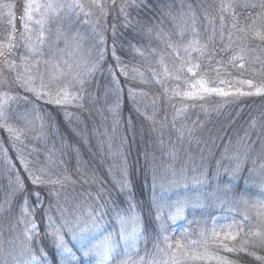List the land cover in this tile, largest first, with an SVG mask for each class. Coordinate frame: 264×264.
Instances as JSON below:
<instances>
[{"label":"trees","instance_id":"16d2710c","mask_svg":"<svg viewBox=\"0 0 264 264\" xmlns=\"http://www.w3.org/2000/svg\"><path fill=\"white\" fill-rule=\"evenodd\" d=\"M24 1L0 0V66L6 77L0 98L9 97L4 114L10 115V121L26 140L25 144L20 143V136L11 137L8 125L0 119V217L5 218L22 203L35 208L38 231L30 243L32 253L48 264H62L60 250L55 248L56 237L44 223L51 196L46 184H33L27 175L22 163L30 153L25 146L31 141L40 144V131L50 139L58 133L63 145L57 146L60 150L56 155L62 171L72 168V178L76 179L88 171L89 164L94 177L99 174L100 180L109 182L106 173L113 170L103 163L106 152L100 154L90 144L94 136L97 139L100 122L109 123L115 118L121 132L118 155L126 162L128 190L120 191L111 183L115 196L111 195L113 191L109 193L110 201L118 203L119 214L105 206L119 255L113 253L115 258L107 264L129 259L131 264H174L173 253L177 254L175 264H264V213L258 207L264 190L255 174L257 169H264V0H94L97 12L89 20V27L95 25L94 42L99 57L103 54L101 66L106 67V78L115 72L120 82L119 92L113 96L119 97L113 116L107 110L101 113L102 105L96 108L98 102L106 103L112 96V84L104 93L103 74L98 83L97 78L76 81L77 87L84 90L83 107L57 105L29 90L34 87L25 81L33 82V75L19 65L21 55L29 53L30 43L21 23ZM74 15L67 17L73 27L65 32L73 33L78 25ZM77 28L82 32L81 26ZM191 37L201 47L191 54L194 66L198 65L194 67L195 76L212 84L221 83L218 88L229 95L188 97L170 90L173 79L164 78L158 70L164 67L161 59L171 64L165 54L170 50L172 62L179 64L175 50L181 52L180 47ZM64 41L54 37L51 43L59 48L68 43ZM5 60L8 66L3 67ZM45 63L39 70L50 67L48 61ZM119 64L125 65V73L119 72ZM36 161L25 165L31 168ZM93 167H98L97 172ZM180 168L196 171V177L205 174L207 184L202 190L194 186L191 190L189 184L176 199L188 198L181 220L192 232L189 240L177 243L181 230L174 235L165 233L158 216L160 204L167 195L168 199L174 198L175 190L162 193L158 187L162 181L156 180L168 175L167 169ZM212 190L217 192L208 195ZM37 192L39 200L34 195ZM152 192L162 194L157 205ZM198 194L203 195L197 198ZM9 199L10 210L6 206ZM212 211H227L240 219L241 227L233 239L220 244L222 237L215 242L207 238ZM132 215L138 235L136 243L125 248L126 241L119 236L121 218ZM200 226L203 228L198 233ZM103 227V233L109 234L105 221ZM64 229L65 242L72 245Z\"/></svg>","mask_w":264,"mask_h":264},{"label":"rangeland","instance_id":"374dc122","mask_svg":"<svg viewBox=\"0 0 264 264\" xmlns=\"http://www.w3.org/2000/svg\"><path fill=\"white\" fill-rule=\"evenodd\" d=\"M49 3L55 6V11L46 7ZM93 3L94 0H71V2L68 0H25L20 9L21 23L23 30H25L27 37L30 39V43L28 44L29 53L21 55L19 65L22 66L26 72H30L31 75H33L32 85L34 88L41 90V84L43 83L44 87L42 91L44 92H52L53 95H55L58 91H66L69 94V102L62 103V105L69 108H74V106L83 107L85 105V103L83 105L82 101L84 90L77 87L76 81L83 80V77H86V81L97 78L98 83L103 74L102 81L106 84V86L104 85V87H106L104 93L107 94V89L112 84L113 88L109 90L112 92V96L111 98L108 96L107 101L105 97H102L103 101H106V103L103 102L99 104L98 102L96 108L102 105L104 109H100L101 113L107 110V113L113 116L116 112L114 104L119 99L118 95L114 98L113 96L115 93L117 94L119 92L120 82L115 72H111L106 78V67L103 69L101 66L103 54L101 52L102 55L99 57L98 46H96L94 42L95 25L94 27H89V20L92 18V15L97 12L96 6L93 5ZM28 4L32 5L30 12L31 19L25 16L26 5ZM70 4L79 5L71 7L70 10L73 15L75 14V19L79 21L73 33L64 31L66 28L73 27V25H70V23L66 21L68 16L70 18L73 16L69 13L68 5ZM37 5H40V7L37 8ZM41 20L43 21L42 25L36 23ZM24 24L28 25L27 29H25ZM93 24L95 23L93 22ZM79 26L82 28L84 27L82 32L77 28ZM41 32L43 36H41ZM54 37H56L58 41L65 40L64 42L68 43H63V45L58 48L56 43H51ZM89 37H91V39H89ZM180 48L182 51L175 50L174 56L179 61V64H174L172 62L173 57L171 52L170 50H166L165 54L168 55L171 64L168 63V60L164 62V60L161 59L164 67H159L158 69L164 73V78L169 77L173 79L172 86L170 87L171 91L180 92L185 96H188L186 93H198V95L192 97H202L208 93L199 91L200 84L198 82L201 80L206 82L205 87H220L221 83L212 84L195 76L194 62L191 54L201 48L196 39L191 37V39ZM32 49L35 50L33 51ZM46 61L49 62L51 68L48 66V68H42V71L39 70L40 64H46ZM2 66H8V62L6 60L3 61ZM124 66L125 65L121 64L118 65V70L122 74L125 73L123 69ZM189 68H193V71L189 72ZM37 73L38 77L36 78ZM5 82L6 77L2 74V67L0 66V89L5 88ZM193 85H195V87H193ZM46 98L48 97L46 96ZM0 101L3 102L4 108V106L9 103V97L2 96ZM66 116H69V114H66ZM5 117L6 118L3 119L4 122L13 130L11 137L14 139L18 138L20 133L18 132V128L12 123L13 121H10V115H5ZM64 119H66L65 115ZM39 121L41 122V120H38L40 126L37 127V130L42 128ZM108 122L109 123L100 122L101 124L97 130L98 134L96 135L97 139H95L94 136V143L90 145H94L100 154L106 152V158L105 155L102 158L104 159L103 163L106 165L109 164L107 167L113 170H108L106 173L109 182L100 180L99 174H97V177H94L89 172V164L88 171H84L82 176L78 174L76 179L72 178V172L74 171L72 168L67 170V167H65L62 171V164L58 162L56 155L58 150H60L57 146L63 145L60 143L62 139L58 133H56L55 138L50 139L45 133L39 130V133L42 134L39 141L40 144L37 145L34 144L35 142L31 141L30 144H27L28 146H25V149L27 147V151L32 154V158H30V154H28V158L31 160L29 161V159H27V161H24L22 164L25 166L26 163L38 160L33 163L31 168L29 167L30 164L27 165L29 168V170L27 169L28 176L29 172L35 175L46 174L48 176H41L42 179L46 181H61L59 184H46L48 195H50L51 198L46 205L44 223L49 233L59 228L61 230L60 234L62 235L65 230L64 227L62 228L65 220L74 221L77 217L87 219L89 212H91L92 215H102L107 231L109 233L112 231L109 229V224L111 223L108 220V212L105 205L109 206L111 208L110 210L116 214H119V211H117L118 203L110 201L111 196L109 193L113 191L111 183L115 184V187L120 191H127L128 175L125 166L126 162L122 160L120 154L118 155V152L121 150L120 146L117 144V140H119L121 136V132L117 129L118 121L116 122V126L115 118L111 122ZM115 137H117V139ZM20 143L26 144L25 138L20 136ZM29 148H31V150ZM34 155L37 158L33 157ZM40 156H42V158L39 159ZM22 160L23 157L21 158V161ZM120 164L123 165L122 168ZM93 168L97 172L98 167ZM167 171L169 172L168 175L164 174L160 179L157 177L156 181H162V183L158 185L162 193L175 190L173 191L175 192L173 193L175 197L168 199L167 197L170 195L166 196L164 203L160 204L158 208V216L161 223H163V231L165 233L168 232L170 235H174L177 231L181 230L180 233L182 234L178 235L179 239L176 240L177 243H180L181 241L189 240L192 237V232L181 220L185 214L184 209L182 214L176 215V202L183 200L176 199L180 197L179 195L182 194V191L189 188V184L191 190H193V186L197 190H202L207 183L205 182L201 185L192 182V178L196 177V171L191 172L185 168H180L177 171L167 169ZM164 173L166 172L164 171ZM255 174L258 176L259 181L262 182V189L264 190V169H257ZM182 176L188 177V179L186 181L181 180L180 178ZM14 177H16V175ZM171 180H176L178 183L172 186L168 183ZM225 187L228 188V184L225 185ZM216 192V190L210 191V196H213ZM111 195L115 196V191H113ZM152 195L153 198H155L156 205V201H159V198L161 200L163 199L162 194L159 196L158 192H152ZM10 205L12 204H10L9 199L8 203H6L7 209L9 210ZM258 207L264 213V192L263 197L258 201ZM213 209L216 208L213 206ZM33 211H35L34 207L30 209L27 203H22L18 205L17 209L13 212H9L5 218L0 217V264H25V262L29 260V257L33 255L30 243L33 236H35L38 231V222L34 217ZM211 213H214V216L211 215V220L208 222L207 227L210 231L207 233V238H214L215 242L219 237H222V240H219L220 244H222V242H227L226 240L233 239V236L237 235L241 227L240 219L227 211L216 213L212 211ZM131 217H134V215ZM49 218H51V220ZM33 225H35V227H33ZM133 227L137 229L136 222L135 224L129 222V224L126 225V231H131ZM201 227L202 226L198 227V233L202 231ZM102 229H104L103 224L100 230L101 233H103ZM28 236H30L31 239H28ZM199 237L201 238V236ZM71 240L72 245L68 242L66 244L67 247L75 253L77 257L76 261H79V264H96L97 257L84 256L80 243L72 238ZM125 243V248H127L128 246L132 247L136 242L128 241ZM37 257L39 259L32 262V264H48L46 260H43L39 256ZM210 257H212V255ZM213 257L218 258L219 256L214 255ZM108 261L109 260L106 261V264Z\"/></svg>","mask_w":264,"mask_h":264},{"label":"snow or ice","instance_id":"6c2138e0","mask_svg":"<svg viewBox=\"0 0 264 264\" xmlns=\"http://www.w3.org/2000/svg\"><path fill=\"white\" fill-rule=\"evenodd\" d=\"M73 6H79V5H72V4L68 5L69 8ZM36 7L39 8L40 5H37ZM46 7L48 9H52L53 11L56 10L55 6L52 3H49ZM31 8H32L31 4L26 5L25 16H27L28 19H31V15H30ZM9 23H11V21ZM36 23L42 25L43 21L42 20L37 21ZM24 27L25 29H27L28 25L24 24ZM257 35H260V34L257 33ZM41 36H43L42 32H41ZM261 38L264 39V36H262ZM32 50L34 51L35 49H32ZM194 67H198V65H195ZM188 71L192 72L193 68H189ZM30 83H32L31 80L25 81L26 85ZM198 83L200 84V90H199L200 92L218 93V94L225 95V96L229 95V93L224 92L223 89L205 87L206 82L203 80L199 81ZM247 83L250 86L254 87L251 81H248ZM43 87L44 85L42 83L41 90H38L36 88H29V90L34 92L38 98L47 96L49 98V102L57 104V105L69 102V94L66 91L61 90L55 93V95H53L52 92L42 91ZM193 87H195V85H193ZM241 94H244V93H241ZM186 95H188L189 97H192L194 95H198V93H186ZM5 118L6 117L3 111V102L0 101V119H5ZM8 131L12 132L13 130L9 127ZM25 170L27 171V165H25ZM29 177L31 178L32 183L37 184V185L61 183L60 180H54V181L47 180L46 181L42 179L41 176L35 175L34 173H31V172H29ZM180 179L186 181L188 177L182 176ZM206 179L207 178L203 176L193 177L192 182L194 184L202 185L206 182ZM168 183L172 186H175L178 183V181L171 180ZM34 195L36 196L37 200H39L40 194L37 192V193H34ZM199 195H203V194H198L197 198H199ZM208 195H211V193H209ZM187 203H188V198H185L184 200H180L176 202V215H180L183 213V209L187 205ZM49 219L51 220V218ZM129 222H131L132 224H135L136 218L135 217H131L128 219H125L123 217L121 218V229L119 232V236H120V239H123L126 242L135 241L138 235L137 229L135 227H133L131 231H126V225H128ZM102 224H103L102 215H92L91 212H89V216L87 219L77 217L74 221H68V220L64 221V227L67 229V232L71 235V238L80 243L83 255L86 257L87 256L97 257L96 264H106L107 260L114 259L115 257L113 256V253H116V255H119V253L116 252L117 242L113 234L109 233L105 235L101 233L100 230L102 228ZM33 227H35V225H33ZM162 228H163V225H162ZM60 231L61 230L57 228V229H54L51 233L54 237H56L55 242H54L55 248L60 250V255L62 257V264H72V262L75 261L77 257L75 253H73L72 250L67 247L64 236L60 234ZM26 235H27V232H26ZM28 239H31V237L28 236ZM164 239L167 240L168 237L165 236ZM192 243L194 244L196 242L193 241ZM169 247H172V246L169 245ZM176 247L179 248L182 246L177 244ZM40 251L43 256L47 257V253H45L43 249H40ZM176 255H177L176 253L172 254V260L174 261V264L176 260ZM38 259L39 258L33 254L29 257V260L26 261L25 264H32V262L37 261ZM120 264H131V261L130 259L124 260V261H121Z\"/></svg>","mask_w":264,"mask_h":264}]
</instances>
